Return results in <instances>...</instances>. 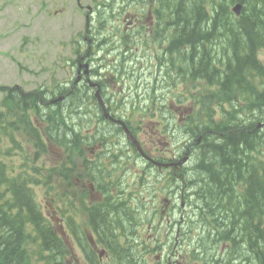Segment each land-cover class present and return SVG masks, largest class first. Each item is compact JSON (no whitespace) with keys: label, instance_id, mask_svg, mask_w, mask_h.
<instances>
[{"label":"trees","instance_id":"obj_1","mask_svg":"<svg viewBox=\"0 0 264 264\" xmlns=\"http://www.w3.org/2000/svg\"><path fill=\"white\" fill-rule=\"evenodd\" d=\"M161 2L164 12H157L162 18L157 25L163 28L155 33L165 45L166 72L173 70L170 61L175 62L178 54V76L187 77L195 87L207 89L205 96L198 97V118L193 124L196 136H202V143L207 145L198 158L211 157L212 164H205L200 172L212 179V188L206 185L209 191L204 189L206 197L226 195L234 200L229 194L233 185L237 186L236 191L242 188L245 205L241 215L243 227L238 232L243 240L242 263L264 264V126L256 128L264 122V63L260 59L264 53V0ZM236 3L242 6L239 16L231 11ZM167 84L162 86L164 93L169 90ZM0 90L5 93L0 103V264H65L67 246L42 213L35 193L37 186L53 192L56 197L51 202L63 219V194L58 190L61 182L55 174L50 175L51 170L43 174V164L33 165L48 149L29 113L33 112L37 121L47 122V139L58 145L61 141L67 143L69 135L75 141L69 128L75 121L74 115L65 112L60 103L41 104L43 92H22L15 87ZM81 92L71 91L68 96L75 97L66 101L70 110L77 105L75 111H81L80 121L86 119L84 113L91 111ZM163 98L160 105L166 108V94ZM157 105L149 103L152 111H156ZM232 176L239 178L234 182ZM96 212L91 208L88 226L98 242L107 252L133 258L124 250L126 244L123 249L117 245L118 236L108 232L103 236L105 223L94 222ZM74 213L78 214L73 211L66 218L67 231L75 240L84 239ZM214 222L217 224L218 220ZM115 228L120 237L126 236L123 223ZM84 249L86 255L92 254L88 262L95 264L97 258L91 248Z\"/></svg>","mask_w":264,"mask_h":264},{"label":"rangeland","instance_id":"obj_2","mask_svg":"<svg viewBox=\"0 0 264 264\" xmlns=\"http://www.w3.org/2000/svg\"><path fill=\"white\" fill-rule=\"evenodd\" d=\"M30 1L31 0H0V86H16L26 91H30L38 88L39 86L52 88L53 84L65 85V82H73L76 71L71 69V62L74 60L75 50L79 48V45L77 46V44L81 41L83 36L87 39L91 38L89 33L86 35L87 30L84 20L87 11L85 6L92 5L90 2L91 0H81L82 8H80L79 14L77 13V10H70L69 8L64 12V14L59 16L55 15V11H60L63 6L69 7V5H66L65 0H39L36 3L37 6L40 4L46 5L47 10L51 14V18L48 17L49 21L47 22H45L46 20H43V15L34 16L33 13H30ZM111 1L112 0H96V3L99 4V14L106 15V17L100 16L101 21L93 23L94 31L92 33L97 37V41L94 40V45L92 42L90 47L86 46V44L84 46V50L88 53L90 50L95 51L98 49L94 56L95 62L93 63V68L98 70L100 78H102V80H107L108 83L111 81V77L114 76L116 71H119V61L122 60V53L120 52L126 48L123 43H121L122 46H119L115 36H113V32L115 34L122 26L119 27L117 21H111L108 18L110 14V17L112 16V10L109 11L108 8H105L104 6L112 3ZM141 2V0H130L128 3H131V6L129 7L127 14H139L140 8H142L143 14L146 8ZM162 7V4H159L160 11L164 12L161 10ZM114 15L116 19L120 18L117 15V12L113 13V17ZM69 17H71V19ZM126 21L127 22L124 23V26L126 27H131L134 24L132 18H128ZM157 22H161L160 19L159 21L157 20L154 22L153 20L151 22L150 26H153L154 31L158 28L159 30L163 28L159 27ZM145 24L149 26L147 22H143V25ZM136 39L137 41L134 44L137 46L139 51V59L135 60V58H133L132 61L135 63V67H143L142 71L139 72L141 79H145L146 75L155 76L156 69L160 66L162 59V54L161 57L156 55L158 50H161L162 40H157L151 31L147 34L142 33V35ZM136 39H134L133 42H135ZM140 40L142 41L140 42ZM159 43L161 44L159 45ZM127 56L129 57L130 54ZM178 59V56H176L175 62L173 59L170 61V65L173 66L172 71L166 72L165 67H163V74L171 85L176 86L174 88L171 87V97L177 95L184 108H188V106L192 108L191 119H197V111H199V108L196 107V102L198 101L199 96H205L207 89L201 86H193L191 80L187 79L185 76L179 78V83H176L178 75ZM260 59L264 63V56H261ZM168 61L169 58L166 60V64L169 65ZM123 71L124 68H121V74H123ZM125 82H129V79L127 78ZM108 91H111V89ZM117 93L118 91L116 90V94ZM2 97H4V92L0 91V102ZM113 111L117 114L122 113L119 106H117ZM155 114H157V112ZM153 115L150 117L149 115L136 113L134 115L128 114L125 117L129 120L130 126L132 127L142 125L141 137H146V135L150 133L147 125L150 126L152 123L151 121H154L156 116H158ZM172 116V114L168 115V113H165V115L160 117L158 121L163 122V125L169 129L172 128L171 131L174 132L173 135H175V138H173L172 133H169L168 142L175 141L174 144L169 147V154L175 153L178 145L182 142L180 134L183 135L182 130L186 128L181 125L182 123H177L176 117ZM218 116L219 113L216 112L215 118L217 119ZM173 122L177 123L176 126ZM195 123L196 121L192 120L190 125ZM81 135L84 136L83 134ZM99 143L103 144L104 142L99 141L96 145L100 146ZM98 146H93L92 148L98 150ZM157 146L162 150L165 149V147L160 145ZM54 155L56 156L55 153ZM203 161H205L206 165L212 164L210 163L211 157H208ZM56 162L59 166H61H57L59 171L56 177L57 179L59 177H63V183L61 184L60 190L62 191L63 188L64 203L62 207H67V210H70L73 203L76 206L80 204L81 197L83 196V183L80 179L78 180V177L75 175L80 171V169L79 166H76V171L71 175H67L66 173H63V160L60 161V159H57ZM219 162L220 161H218V163ZM35 163L36 161L34 160L33 165H35ZM193 164L195 163H193L192 160L190 166H193ZM130 165L131 167H134L136 164L131 162ZM240 166L242 167V163ZM160 173L165 172L160 171ZM188 173L190 175H188ZM193 173L192 169L190 171L183 168V174L185 177L190 176V178H192ZM145 174V176H140L141 174L137 176V180L124 181L122 183V188L125 189L124 193L121 194V192H119L116 196V199H120L123 202L121 204V213L122 222L126 231L129 235H131L135 232V226L138 225V228H140L139 230H141L140 233L143 234V252L145 253L139 254L138 258L134 259L121 254L120 256H116L111 259L105 258L102 263L98 262V264H156L157 256H161L163 254V256H165L167 254V244L169 242L165 236L166 232H159V235H162V237L156 235L155 229H158L159 226H161V218L159 214L157 215L155 213L151 199L153 198L155 204L154 193L156 189L161 187L166 190L168 187H166V184L162 182L164 179L169 180V178L164 177L163 179L156 176L149 170H145ZM174 176L178 175L176 174ZM203 180L204 178L201 179L198 177L193 179L195 187L196 184L203 182ZM195 190L197 189L195 188ZM114 191L117 192L118 190ZM203 191L206 192V190ZM37 192L39 202L47 209H43L42 211L44 213L49 212L50 210L47 205L48 199L46 198L52 197L54 193L47 194L42 190V188H38ZM215 196L222 201L228 199L226 195L219 197L215 194ZM163 198H166L165 194L163 195ZM209 200V196L205 197V201H203L199 196L195 197L191 201V205H185L184 211L176 214L178 223L177 226L180 227V234H177V238L181 241V252L183 254L189 244L191 245L195 243L198 245L203 242V235L201 234V232L204 231L203 225L207 227L210 226L212 218L214 217L211 210L204 206V203H208ZM160 205L162 204L160 203ZM160 209L161 208H159V210ZM215 212L218 214L216 209ZM222 215L224 214L222 213ZM84 217L85 216H82L81 222L85 220ZM165 221L166 219L163 222ZM238 227L242 228L243 223H238ZM160 242L165 246L166 250H164V253H162V251H157V247ZM186 244L187 247H185ZM240 248L243 250V246H240ZM73 257L77 260L80 258L77 246H73L71 255L67 258V260ZM185 260L186 264H198V261L201 263L197 254L189 255L185 258ZM180 263L185 262L181 260Z\"/></svg>","mask_w":264,"mask_h":264},{"label":"flooded vegetation","instance_id":"obj_3","mask_svg":"<svg viewBox=\"0 0 264 264\" xmlns=\"http://www.w3.org/2000/svg\"><path fill=\"white\" fill-rule=\"evenodd\" d=\"M37 1L39 0H31L29 7H30V13L34 16H41L43 15V20H46L45 22L49 21L50 17V12L47 10V6L40 4L37 6ZM63 1V0H62ZM130 0H112L110 3V9L112 10V16L110 17V15L108 16L109 20L111 21H117L119 27L122 26L118 31H116V33L114 34L117 43L119 44V46H122L121 43H125V39L128 36L127 31H129V33L131 34V36H133L134 39L139 38L142 35V31L144 32V34H147V32L150 30L153 33V26L151 25V22L154 20V16L151 14V9L148 7V0H141L142 5L145 6V11L142 14V8L139 9V14H135V13H129L127 14V11L129 10V7L131 6V3H128ZM92 5H86L85 7L87 8L86 14H85V23H86V30H87V34H90L89 39L85 38L83 36V38H81V41L78 42L77 46L79 45V48L76 49V59H75V69L76 72L75 74L78 76L79 82H77L76 84H72V88H74V86L80 87V88H87L88 87V81H90L89 77L96 83H99V87L101 88V92L104 95V92L106 93V91H108V87L112 86L113 84L107 83V80L100 78V75L98 74V71H94L93 68V63L94 61V56L95 53L97 52V50L95 51H89L86 52V50H84V46L86 44V46L90 47L91 43L93 42L94 45V40L97 41V37L94 36V34L92 33L94 30L93 27V23L95 22H100L101 21V17H106V15H100L98 12V7L99 4L96 3V0H91L90 1ZM66 5L68 6H63L62 9H60V11H55V15L59 16L64 14V12L66 10H68L70 8V10H77V13L79 14V10L80 8H82V3L81 0H65ZM152 3H154V0H150V4L152 5ZM118 7V8H116ZM77 8V9H76ZM117 12V15L120 17L118 19L115 18V15L113 17V13ZM126 14V15H125ZM51 18V17H50ZM71 19V17H69ZM75 18V17H74ZM133 19L134 24L130 27H126L124 26V23L127 22V19ZM73 19V18H72ZM152 20V21H151ZM156 20H154L155 22ZM143 22H147V24L149 26H147L146 24L143 25ZM91 31V32H89ZM137 39L135 40L134 43H136ZM142 40H140L141 42ZM139 42V41H138ZM98 43V42H97ZM92 45V46H93ZM134 49L139 53L137 46H134ZM86 52V53H85ZM100 60V59H98ZM97 60V61H98ZM88 64L89 65V71L88 74H84L83 73V69L82 64ZM129 64H132V62H130ZM121 66V68H126V66H124L123 63L119 64ZM133 65L135 66V63L133 62ZM143 68V67H140ZM81 76V78H80ZM77 79V80H78ZM121 82H125V81H121ZM112 83H119V81L115 78H112ZM121 85L123 86V84L121 83ZM91 88V87H90ZM113 88V86H112ZM106 100V97H105ZM65 102V99L63 100ZM108 101V100H106ZM174 113L178 114L180 113V109L174 111ZM119 116H122L123 114H118ZM152 122V121H151ZM155 125H153V123L149 125H147V127L149 128L150 133L146 135V137H141V132H142V125L141 126H137V127H132V133L133 136L138 140V142L140 143V146L143 150V152H145L152 160L154 161H158L160 163H164V164H171L167 169H158L161 172H165L168 171L172 168L171 172L173 175H178V173L180 172V170L182 168H185L186 170H191L192 168L190 167L191 165V161H192V157H193V153H194V145L191 146V142H187L183 144V151L180 155L179 151H177V154H166L169 153V150H162L161 148H157L156 145L159 144L160 139L158 137V135L156 134V132L154 131V127ZM119 131V129H118ZM115 132V130H114ZM113 140L114 142H116L117 146H119L118 149V154L123 153L124 151H126L125 155L123 157L118 155H113L112 154V159H111V163L113 165V167L119 168L116 173H120L122 176H126V175H131L134 173H138V175H140L143 172L142 167H138L137 169H135V167H131V162H133L135 164V161L133 160V155H131V152H129V150H131L134 155L136 156V164L140 161H143L144 163H146V166H151L152 169H155L156 167L152 164V161L147 162L145 161L140 153L138 152V148L133 145L132 143L128 142L124 136V134H122L120 131L119 133H114L113 134ZM126 141V145L125 143H121V140ZM112 142L109 143V145H111ZM106 144L105 143H99L100 146H104ZM164 146V145H163ZM146 156V157H148ZM182 157H187V160L184 162H180ZM241 165V159L239 160V166ZM145 172V170H144ZM109 174L111 175V169H109ZM188 175H190L188 173ZM101 178H103V175L101 174ZM190 177V176H189ZM80 178L85 179V175L80 176ZM172 183L171 186H174L175 188L172 189V191H175L178 198L180 197V194H182L183 192H180V182H179V176L177 177H172ZM176 178V179H175ZM184 182V181H183ZM86 183V182H84ZM84 186V185H83ZM197 193H199L201 196H199L203 201H205V197H206V192L203 190H196ZM236 194H238L236 192ZM97 198L100 199V195L97 194ZM210 200L208 203H204V206L206 207H211L214 211H215V207L217 205H219V202H217V198L216 196L214 197H210ZM232 199H234L233 204H235V206H233V204H231V208L229 209L230 213H233L234 207H238L241 205V200L239 199V197H232ZM240 203V204H238ZM174 204L173 201H169L167 200V204L165 207V212L166 215L168 216L167 218V224L170 225L172 224V226L174 225V223L169 219L171 214V210L174 208ZM223 210V209H222ZM178 211V210H177ZM178 212H183V211H178ZM177 212V214H178ZM223 214L227 213V205H225L224 210L222 211ZM222 213H220L222 215ZM101 218V217H100ZM102 221H104L103 218H101ZM220 227L222 228H230L233 229V224L231 222L227 223V222H221L218 224H215L214 227L216 229H218ZM179 231V228L176 229V232ZM217 238H210L211 241H213L214 244H212L211 246V250H209V255H208V260L210 261L211 259L215 258V262H213L212 260L210 262H207L206 264H223V261L225 260V258L228 255V250L231 251V254L234 256L236 252V254L242 255V248H240V246H242V240H237V244H236V250L235 248L233 249V247L231 246L229 241H221L220 244L218 245L216 243ZM140 242H142V240H140ZM181 241L178 240L177 238V234L175 236V242L172 246V250L173 252L171 253V256L167 261V264H178L177 261H170V258L173 256H176L177 253L181 252ZM226 242L228 244V246L224 243ZM183 246V245H182ZM158 247L161 248L162 253L164 252L165 246L162 245L161 243L158 245ZM113 258H115V256H112ZM131 258V257H130ZM223 260V261H222ZM205 263V261H204ZM160 264V263H158Z\"/></svg>","mask_w":264,"mask_h":264},{"label":"bare ground","instance_id":"obj_4","mask_svg":"<svg viewBox=\"0 0 264 264\" xmlns=\"http://www.w3.org/2000/svg\"><path fill=\"white\" fill-rule=\"evenodd\" d=\"M177 56H179V55L177 54ZM80 78H81V76H80ZM77 79H78V76L76 74H74V81L71 84H76L77 82H79L80 79H78V80ZM89 79L91 80L90 77H89ZM76 87L77 86H74V88H76ZM73 97H75V96H72V97H69V98H73ZM256 128L257 129L261 128V125L260 124H257L256 125ZM192 160L193 161L194 160L198 161L195 158L194 159L192 158ZM89 169H90L91 172H93L95 168L94 167H89ZM97 177L101 178L102 176L100 175V176H97ZM197 186H198V187H196L197 190H204V189L208 190V187H209V186L207 187L206 184H204L202 182L198 183ZM236 188H237V186L234 184L233 187H232V191H230L229 194H230L231 199H232V197L233 198L234 197H239V199L241 200V205L238 206V207H234V210H233V213L232 214L229 211V209L231 208V204L227 205V213H225L224 215H221L220 214V216L211 207H207V208H209L211 210L212 215L214 216L213 217L214 219L219 216L218 223H221V222H227V223H229V222H231L233 224V229H230V228H222V227L219 226V228L217 230L221 231L225 235H231L233 233H236L237 234V237L240 240H242L239 237L240 235H238L239 234L238 232L241 230L238 227V223L242 222L241 215L243 213L245 201H244L243 196L241 194H236V192H237L236 191ZM233 206H235V204H233ZM96 218H97L96 221L101 222L100 216H97ZM262 220L264 221V218ZM104 223H105L104 232H101V230H99L101 233H104L103 236L105 235L106 232H108L109 235H111L113 237L120 235V231L117 230V228H115V227H117V224L118 225H121V223L118 220H115L113 222H107L106 220H104ZM114 242H115V240H114ZM242 242H243V240H242Z\"/></svg>","mask_w":264,"mask_h":264},{"label":"water","instance_id":"obj_5","mask_svg":"<svg viewBox=\"0 0 264 264\" xmlns=\"http://www.w3.org/2000/svg\"><path fill=\"white\" fill-rule=\"evenodd\" d=\"M240 6L239 5H237L235 8H234V11L236 12V14L239 12V8ZM63 236V235H62Z\"/></svg>","mask_w":264,"mask_h":264}]
</instances>
